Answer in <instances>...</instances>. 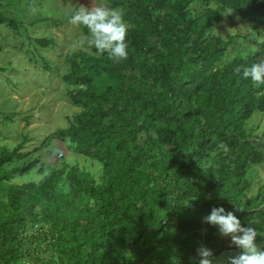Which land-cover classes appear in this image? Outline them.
<instances>
[{
  "label": "trees",
  "instance_id": "trees-1",
  "mask_svg": "<svg viewBox=\"0 0 264 264\" xmlns=\"http://www.w3.org/2000/svg\"><path fill=\"white\" fill-rule=\"evenodd\" d=\"M108 2L129 25L127 59L95 48L67 53L61 78L82 110L55 131L101 164V182L65 163L38 181L11 183L14 170L4 165L23 158V142L0 145V264H19L41 237L49 251L41 264H199L200 247L212 264L220 256L229 264L241 250L203 222L213 207L233 211L244 227L259 220L251 226L264 247V194L243 199L246 164L263 161L246 123L264 111V85L233 71L259 59L224 63L232 37L212 33L231 13L264 34V0ZM2 23L16 33L22 25L0 10ZM28 225L39 231L27 235Z\"/></svg>",
  "mask_w": 264,
  "mask_h": 264
},
{
  "label": "rangeland",
  "instance_id": "rangeland-1",
  "mask_svg": "<svg viewBox=\"0 0 264 264\" xmlns=\"http://www.w3.org/2000/svg\"><path fill=\"white\" fill-rule=\"evenodd\" d=\"M33 0H2L0 10L5 16L21 22L19 32L7 24H0V145L9 148L23 142V158L4 165L13 169L11 183L38 181L48 167L65 163L77 164L89 171L97 183L101 182V164L80 153L67 139L55 136V131L67 126L68 119L82 109L73 105L67 95V85L61 76L68 71L66 54L78 50L91 51L86 45L73 48L85 35L83 26L69 23L72 11L81 4L109 6L108 0H34L39 9L33 15L28 5ZM212 33L223 39L232 37V43L223 62L234 57L258 55L264 58L263 31H254L246 21L228 14L214 26ZM47 37L53 43L47 47L35 46L29 38ZM222 62V63H223ZM248 133L254 136L252 145L263 155L261 163L246 164L245 179L249 182L243 194L247 200L258 193L264 194V111L255 113L246 123ZM38 163L22 173L19 168L32 160ZM38 226L28 225L27 235L38 232ZM228 241L229 237H224ZM42 245L23 254L19 264H41L49 259V251ZM30 246V245H29ZM29 246L26 248L31 249ZM36 247V245L34 246ZM216 264H228L221 256Z\"/></svg>",
  "mask_w": 264,
  "mask_h": 264
},
{
  "label": "clouds",
  "instance_id": "clouds-1",
  "mask_svg": "<svg viewBox=\"0 0 264 264\" xmlns=\"http://www.w3.org/2000/svg\"><path fill=\"white\" fill-rule=\"evenodd\" d=\"M28 10L33 15L38 12L34 0L28 5ZM69 23L76 27L83 26L88 33L73 45L74 49L86 45L89 49L95 48L96 54L106 53L109 59L117 62L127 59L126 34L129 25L124 20L122 9L109 8L106 5L86 7L81 4L70 14ZM233 71L237 74L242 71L243 78L250 79L255 86L264 85V58L251 66L243 68L236 66ZM220 147L228 150L223 143ZM242 210L235 207V211ZM203 222L216 226L221 236L230 237V246L234 245L241 250L238 256L229 258V264H264V247L256 243V237L260 234L251 226L259 223V220L252 221L249 226L244 227L233 211L213 207L210 214L203 217ZM197 252L200 256L199 264H212L209 259L212 255L211 250L200 247Z\"/></svg>",
  "mask_w": 264,
  "mask_h": 264
}]
</instances>
